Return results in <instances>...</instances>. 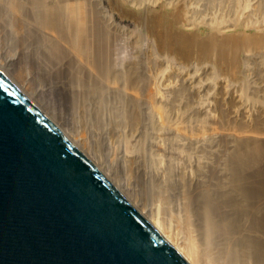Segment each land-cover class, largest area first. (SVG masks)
Segmentation results:
<instances>
[{"label":"bare ground","instance_id":"obj_1","mask_svg":"<svg viewBox=\"0 0 264 264\" xmlns=\"http://www.w3.org/2000/svg\"><path fill=\"white\" fill-rule=\"evenodd\" d=\"M6 1L0 62L7 67H0L50 107L82 148L97 151L106 172L198 264H264V96L256 94L264 93V68L254 71L260 88L252 83V96L237 98L241 120L216 118L208 107L189 105L183 90L169 97L146 75L149 60L134 55L118 63L119 31L95 0ZM258 38H249L255 48ZM204 40L211 49L214 40ZM247 104L254 118L244 113Z\"/></svg>","mask_w":264,"mask_h":264},{"label":"water","instance_id":"obj_2","mask_svg":"<svg viewBox=\"0 0 264 264\" xmlns=\"http://www.w3.org/2000/svg\"><path fill=\"white\" fill-rule=\"evenodd\" d=\"M0 264H198L0 67Z\"/></svg>","mask_w":264,"mask_h":264},{"label":"rangeland","instance_id":"obj_3","mask_svg":"<svg viewBox=\"0 0 264 264\" xmlns=\"http://www.w3.org/2000/svg\"><path fill=\"white\" fill-rule=\"evenodd\" d=\"M6 2L11 3L12 0ZM95 3L97 6L100 5V7L98 6L100 11L110 17L112 26L114 25L113 27L122 35L116 34L115 36L117 54H119L118 63L121 60L125 61L129 56L133 58L134 55L149 60L151 63L154 62L153 64L149 62L147 67H150L145 69V73L147 72L146 75L151 79L155 77L159 87H162L161 89L164 92H168L166 94L169 97L172 98L173 93L178 91L177 89L183 90L186 96L185 101L189 102L192 107L201 104L210 108L211 113L216 118H219L220 113H222L228 115V117L234 116L235 119L241 120L243 112L236 113L239 106H241L237 98L246 95V99L248 96H252L251 91L254 87L252 89L251 85H258V88L261 86L260 79L257 80L259 77L254 74L256 73L254 71H257L260 65L262 69L264 68L262 65L264 63V0H95ZM216 36L218 37L216 38ZM190 37L192 43L190 41L188 43L187 38ZM253 37L255 39L259 37L260 40L255 42L258 45L256 48L253 47V41H249V38L252 39ZM204 39H213L214 41L211 43L216 44L214 46L210 44L212 47L208 49L207 41L205 42ZM218 39H221L220 42ZM189 44L192 53L190 50L188 51L187 45ZM249 45H252L253 48L250 49ZM203 46L204 48H200ZM209 50L212 52H209ZM187 51L190 52L189 55ZM199 52L201 55H199ZM223 53H226L225 58H223ZM219 55L223 56H220V58ZM226 56H230L228 59L230 61L227 60ZM0 66L3 69L7 67L1 62ZM256 66L258 67L255 69ZM253 68L254 70H252ZM250 69L253 74L249 71ZM151 74L154 76L151 77ZM10 75L20 82L15 74L10 73ZM240 77H242L241 80ZM243 79L245 81H242ZM152 82L149 87L153 86ZM166 84L171 85L172 88L169 90L168 88L164 89ZM197 84H201L198 89ZM26 89L32 95L31 90ZM258 91L256 94H259L261 96L259 97L262 98L264 93L261 89ZM95 98L97 100V97ZM36 102L49 112L62 128L68 129V126L60 124L59 121L62 120L43 101L38 100ZM252 107L251 104L245 105V108L243 107L244 113H252L251 116L255 117L256 113ZM145 108L146 113L151 111L146 106ZM248 108L250 111H247ZM150 135L152 136V134ZM108 140H110V137ZM85 147L83 149L89 152L92 157L94 156L93 158L102 165L103 160L97 155L99 153L97 151L93 152L88 146ZM122 149L123 146H120V151ZM149 154H151L150 149ZM150 163L154 164L151 159ZM176 166L177 171L182 169L181 162H177ZM109 175L120 186L122 185V181L118 177L115 178L112 172ZM137 201L142 203L140 199Z\"/></svg>","mask_w":264,"mask_h":264}]
</instances>
